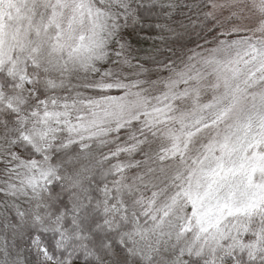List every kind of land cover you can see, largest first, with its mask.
<instances>
[{
  "label": "snow or ice",
  "instance_id": "snow-or-ice-1",
  "mask_svg": "<svg viewBox=\"0 0 264 264\" xmlns=\"http://www.w3.org/2000/svg\"><path fill=\"white\" fill-rule=\"evenodd\" d=\"M0 264H264V0H0Z\"/></svg>",
  "mask_w": 264,
  "mask_h": 264
},
{
  "label": "trees",
  "instance_id": "trees-1",
  "mask_svg": "<svg viewBox=\"0 0 264 264\" xmlns=\"http://www.w3.org/2000/svg\"><path fill=\"white\" fill-rule=\"evenodd\" d=\"M186 16L187 12L181 11L177 23L183 21L184 18L186 19ZM195 29H198L197 33L190 31V34L186 37L181 36V34H177L174 36H169L167 34L166 41L159 38V29H154L151 34L147 35L145 34V32L139 31L137 34L129 35L127 39L132 45V50L135 53L134 57H140L142 58V60H144V63L142 64L143 66L137 61L135 65L142 66V73L145 74L152 70L154 67H159V69H162L165 63L171 64L175 62V64H181L182 60L187 59L186 52L190 48H193V45H204L205 40L201 35V29ZM204 36H207L209 39L215 37L214 35H211L210 32H207ZM156 71L157 70H155V72ZM134 78L138 77H133V79Z\"/></svg>",
  "mask_w": 264,
  "mask_h": 264
},
{
  "label": "rangeland",
  "instance_id": "rangeland-1",
  "mask_svg": "<svg viewBox=\"0 0 264 264\" xmlns=\"http://www.w3.org/2000/svg\"><path fill=\"white\" fill-rule=\"evenodd\" d=\"M183 23L187 24L188 23L187 19L184 18ZM190 31L194 32V33H197L198 29H193V28H187L186 29V28H183V27H177L176 31L174 33H171V34H168V35L169 36H174V35H177V34H181V36H185L186 37L187 35L190 34ZM206 33H203L202 37ZM215 40H216V37H212L211 39L208 40L207 43H205V41H204V45H202V44H199V45H202L205 48H210V47L215 46ZM195 45H193L194 47L190 48L186 52L187 57L192 54L193 50H198V51L200 50L198 48V45H196V46ZM134 56H135V53L132 50V55H131L130 59L132 60V64L133 65H135L136 61L139 62L141 65L144 63V60H142V58H140V57L135 58ZM176 65H180V64H176ZM155 70H157V71L155 72ZM142 71H143L142 68L134 67V68H131V69H127L126 70V75L129 77V80L132 79L130 81H134L136 79H141V80H144L146 82V84H147V83H150V82L159 81V80H161L163 78H166L168 76V74H169L168 70L165 67H163L162 69H159V67H154L152 70H150L149 72H147L145 74H143ZM133 77H138V78H134L133 79ZM151 91H153L155 93V92H158L159 89L154 87V88H151Z\"/></svg>",
  "mask_w": 264,
  "mask_h": 264
}]
</instances>
